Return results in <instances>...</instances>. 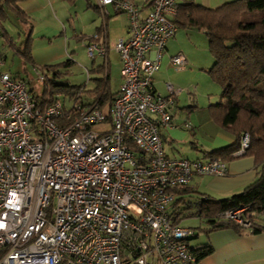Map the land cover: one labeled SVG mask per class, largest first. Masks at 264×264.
Instances as JSON below:
<instances>
[{
  "label": "built area",
  "instance_id": "obj_1",
  "mask_svg": "<svg viewBox=\"0 0 264 264\" xmlns=\"http://www.w3.org/2000/svg\"><path fill=\"white\" fill-rule=\"evenodd\" d=\"M97 2L129 22L128 36L114 43L121 83L106 110L77 97L36 107L26 80L3 70L0 57V264H195L192 229L168 214L172 188L227 170L217 158L169 157L163 149L160 129L173 127L178 89L166 83L161 94L152 76L177 30V0H151L142 17L132 0ZM97 37L88 54L105 57ZM170 62L181 69L186 59L177 53ZM35 77L44 79L38 69ZM248 145L242 132L233 156ZM217 216L251 225L246 207Z\"/></svg>",
  "mask_w": 264,
  "mask_h": 264
},
{
  "label": "crops",
  "instance_id": "obj_2",
  "mask_svg": "<svg viewBox=\"0 0 264 264\" xmlns=\"http://www.w3.org/2000/svg\"><path fill=\"white\" fill-rule=\"evenodd\" d=\"M9 1H12L11 4L22 12L25 19L23 22L17 20L13 10L7 5L4 7L8 16L7 19L2 22L0 21V37L3 39L4 44L7 43L1 36V28L9 34L15 46L23 41V39H27L33 62L36 66H42L44 64L59 63L68 58L72 59L74 44H83L87 48L93 34L97 33V41L99 43L106 42L107 52L105 57L101 56L103 62L96 66L95 70L94 68L92 70L100 72L103 75L94 78L96 82L92 87L85 86V88L92 89L97 84H100L106 86L110 94L118 92L121 83L120 59L118 52L114 49V43L119 38H126L128 36L129 22L125 12L115 11L111 4L101 5L97 0ZM132 1L138 5L141 17L150 8L151 0ZM185 1H192L214 8L231 0H177V2ZM7 23L17 29L16 36H12L7 31ZM193 42L198 45H194ZM199 51L205 55H203V59L197 60V52ZM195 52L197 55L194 56L193 53ZM177 53L183 54L186 59L184 67L181 69L175 68L170 62V57ZM210 57L212 58L208 51L205 30L203 28L182 27L178 25L175 34L167 40L160 58L159 68L152 76L153 88L157 92L166 94V83H171L174 88L178 89L175 95L176 100L175 107L173 108L172 122L174 120L176 123H181L183 120L185 121L189 118L194 120L190 129H185L174 123L173 127H162L160 129L163 149L169 157L177 156L175 153L170 154L165 149V145L167 144L171 151H181L183 153L179 156L188 159L208 160L210 158L204 152L223 148L234 142V135L219 127L212 121L209 115L203 114L199 117L193 115V112L196 110L185 111V106H180L181 101L186 99L189 103L192 100L190 96L184 94L183 88L190 86L191 82L195 79L193 75L199 73L197 70L190 68V66L198 63L201 64L202 68L207 67L208 69L212 64H209L211 61ZM3 66L4 63L2 69L5 70ZM112 66L116 67L114 71L117 73V85L114 89L111 88L110 84ZM33 71L35 75V67H33ZM210 86H213L215 91L217 88L219 89L214 84H210ZM83 99L86 104L92 101L90 96H86ZM62 101L65 106L70 104V100L66 98ZM107 106L108 101H104L100 107L106 110ZM209 121L212 125H216L215 128L210 129L208 127L210 125L208 124ZM204 128L210 130L209 135L207 134V141L198 139L199 133ZM178 143L185 144V151L182 148L179 150L176 148ZM225 164L227 172L224 175L193 174L188 186L196 192L195 194H205L214 198H226L233 193L239 192L244 186L257 178V167L253 157L250 155H243L227 160ZM206 224V227H208V222ZM197 236L198 233L195 237ZM196 243H208L212 246L213 250L210 254L200 258L195 264H264V230L251 233L246 229H238L231 226L219 228L205 232L204 238Z\"/></svg>",
  "mask_w": 264,
  "mask_h": 264
},
{
  "label": "trees",
  "instance_id": "obj_3",
  "mask_svg": "<svg viewBox=\"0 0 264 264\" xmlns=\"http://www.w3.org/2000/svg\"><path fill=\"white\" fill-rule=\"evenodd\" d=\"M11 3L9 0H0V21L8 18L4 8L7 5L13 10L15 18L23 22L24 15ZM171 20L177 27L179 25L205 30L208 51L212 56V64L206 71L220 87L224 98L223 101L209 104V116L214 123L235 137L231 144L204 153L210 159L217 158L224 163L240 157L233 156V152L238 148L240 134L246 132L249 145L243 155L253 157L257 178L226 198L195 194L188 186L189 183L175 186L172 190L176 195L168 207V214L174 223H180V219L187 216L205 218L209 225L205 232L230 226L246 229L251 233L260 232L264 230V0H231L214 8L192 1L177 2L176 12ZM1 36L24 62L44 75L37 88L30 80L11 73L26 80L31 100L40 109L43 110L56 99L66 98L71 101L75 97L80 98L86 107L101 108L104 101H108L109 105L117 94H110L106 86L100 84L92 89H86L84 84H69L62 78L68 74L72 59L36 66L30 55L27 39L15 46L3 28ZM86 96L92 98L90 103H84L83 98ZM239 207H246L250 214L249 228L217 216L219 212ZM191 229L192 234L187 237V243L197 262L210 254L213 248L208 243L191 245L189 239L198 233L194 228Z\"/></svg>",
  "mask_w": 264,
  "mask_h": 264
},
{
  "label": "rangeland",
  "instance_id": "obj_4",
  "mask_svg": "<svg viewBox=\"0 0 264 264\" xmlns=\"http://www.w3.org/2000/svg\"><path fill=\"white\" fill-rule=\"evenodd\" d=\"M6 29L12 36H16L17 29L14 26H11V24L7 23ZM190 41H192V40L190 39ZM194 45L197 46L198 44L194 43ZM197 53H198V59L197 60L203 59V55H205V54H203L201 51H199ZM197 53L196 52L193 53L194 56L197 55ZM0 55H1V57H4L3 58V63H4L3 68L6 71H8L12 74H18L20 77L30 80L35 87H37V88L40 87L41 82H39L35 79V75H34L32 65L27 63V62H24L21 59L20 55L15 51L14 48L10 47L8 44H4L3 39L1 37H0ZM71 58L73 59L74 62L71 65V67L69 68L68 74L64 75L62 78V80L68 82L69 84L79 85V84L85 83L86 87H92L96 82L94 78H96L97 76L103 75L100 72L92 70V68H94V70H95L96 66L100 65L103 62V59L99 55H95L94 57H91L88 54V46L86 48V46H84L83 44L82 45H80L79 43L74 44V51L72 53ZM210 59L212 61L211 57H210ZM211 61L209 62V64L212 63ZM190 68L197 70L199 72L198 74H201V75L194 74L193 75V77L195 78L194 81L191 82L190 86L183 88L184 94H186L187 96H190V98L192 100L189 101V103H188L185 99V100L181 101L180 106L184 105L185 109H186L185 111L196 110L195 112H193V115H197V116L201 117L204 114L207 116V115H209L208 105L210 103H215L217 101H223L224 100V98L221 96V89L218 85H216L214 83V81L211 79L210 75L207 73V71H206L207 67L202 68L201 64L197 63L194 65H191ZM115 69H116V67L112 66L111 72H110L111 73L110 74V84H111V88H113V89L116 88V85H117L116 84L117 83L116 82L117 73L114 71ZM210 84H214L215 86H218L219 89L217 88L215 91V89H213L214 87L213 86L211 87ZM195 105H196V107H195ZM207 112H208V114H207ZM189 119H188L189 121L183 120L181 123H176L173 120L172 123L182 126L183 123L189 122L192 125L194 123V120L192 118H189ZM204 119H205V117H204ZM208 124H210V125H208V127L210 129L215 128V126H216V125H212V123L210 121ZM209 131L210 130L208 128L202 129L201 133H199V135H198V139H203L204 141L205 140L207 141L208 140L207 134L209 133ZM184 146H185V144L178 143L176 145V148L178 150L180 148H182L183 151H185ZM165 149L167 151H169L170 154L175 153V155L177 157H183V156H179V155L183 154L181 151H179V152L171 151L170 148L168 147V144L165 145ZM180 224L182 226L194 228L195 231L198 232L197 237L190 239L191 244H194L197 241L204 238L205 230H206V226H207L205 218H200L197 216L182 217L180 219Z\"/></svg>",
  "mask_w": 264,
  "mask_h": 264
}]
</instances>
